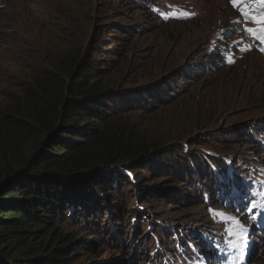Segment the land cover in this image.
I'll list each match as a JSON object with an SVG mask.
<instances>
[{
	"label": "trees",
	"instance_id": "1",
	"mask_svg": "<svg viewBox=\"0 0 264 264\" xmlns=\"http://www.w3.org/2000/svg\"><path fill=\"white\" fill-rule=\"evenodd\" d=\"M149 4L133 8L155 20ZM109 28L114 36L108 37L104 49L84 52L69 46L52 54L48 67H39L5 107L0 118V264H138V238L126 226L134 212L142 219L134 207L144 200L149 205L154 197L169 201L165 183L172 187L169 197L182 213L205 205V196L218 202V194L233 195L232 185L253 175L241 168L226 172L219 158L210 157L208 163L220 173L202 166L196 156L177 159L170 143L191 139L193 145L192 128L165 134L146 126L140 114L151 116L155 104L166 107L173 95L153 88L145 101L137 98L135 104L128 91L116 87L112 79L125 63L129 43L118 40L121 26L113 23ZM95 55L99 60L94 61ZM207 58L194 63L193 72L190 67L174 72L177 80L168 77L180 83L178 94L204 76L196 73L199 70L222 72L213 58ZM243 135L244 142H253L247 131ZM132 196L137 203L126 208ZM196 233L178 237L177 245L185 251L190 243L208 244ZM157 235L166 249L172 235L161 230ZM139 240L147 245L146 237ZM158 253L148 255L150 260L165 259Z\"/></svg>",
	"mask_w": 264,
	"mask_h": 264
},
{
	"label": "rangeland",
	"instance_id": "2",
	"mask_svg": "<svg viewBox=\"0 0 264 264\" xmlns=\"http://www.w3.org/2000/svg\"><path fill=\"white\" fill-rule=\"evenodd\" d=\"M136 1L138 4L130 0H0V118L6 105L38 73L39 67H48L52 54H61L69 46L80 47L84 52L104 49L108 37L114 36L109 26L116 23L123 28L118 40L129 43L125 63L112 79L116 87L128 91L129 100L135 104L137 98L145 101L153 88L173 95L168 106L155 104L156 111L151 116L140 114L146 126L165 134L183 133L185 126L191 127L193 145L189 144L191 139L170 143H174L172 149L178 152L174 155L179 161L196 156L202 166L205 163L220 173L208 163L210 157L219 158L225 163L226 172L241 168L243 173H252L255 181L264 182V55L258 50L259 43L253 44L243 32L246 27L256 26L238 27L236 21L242 17L229 0ZM149 1L155 20L133 8L147 6ZM249 47L251 50H241ZM206 55L222 72L215 70L210 75L199 70L196 73L204 76L191 81L186 87L188 92L178 94L180 83L174 82L178 79L174 72L187 67L193 72L192 65L200 60L206 62ZM93 58L99 60L97 55ZM169 76L176 80L172 82ZM246 131L253 142H244ZM166 185L164 196L168 202L150 198L152 210L144 200L134 207L142 219L137 220L134 212L127 223L126 227L138 238V264H216L212 254L217 255L216 260L225 257L227 263L223 264H264V231H259V224L250 215L226 206L225 201H219L220 194L218 202L205 196V205L179 213L169 197L172 187ZM224 185L222 182L220 187ZM136 193L133 192L135 197ZM134 196L128 199L126 208L137 203ZM209 208L237 216L246 225L247 247L243 254L229 250L226 241L231 238L224 232L225 225L213 218ZM159 230L172 235L169 248L159 244ZM192 230L203 235L208 244L198 247L190 243L185 253L177 239ZM140 236L146 237L147 248ZM149 237L153 240L148 241ZM222 243L229 251L222 249ZM216 245L224 251L219 252ZM157 251L165 259L150 260L148 255ZM144 255L147 258L141 261Z\"/></svg>",
	"mask_w": 264,
	"mask_h": 264
},
{
	"label": "snow or ice",
	"instance_id": "3",
	"mask_svg": "<svg viewBox=\"0 0 264 264\" xmlns=\"http://www.w3.org/2000/svg\"><path fill=\"white\" fill-rule=\"evenodd\" d=\"M229 2L232 8L237 10L242 17L241 20L236 21L238 27L241 24H252L256 26L246 27L243 29V32L247 38L253 41V44L256 42L259 43L260 47L258 50L264 54V0H229ZM241 50H251V47L248 49L241 48ZM228 59L231 63V58L229 57ZM243 195L242 193L239 199L244 204V207L239 210L245 213V215H250L251 219L255 221L257 217L256 215H252V212L258 205L254 201L251 204L245 203ZM208 211L213 218H219V221L224 223V232L231 238L229 241H226L229 250H236L243 254L244 249L247 247L246 225L237 216L228 215L224 211H213L211 208Z\"/></svg>",
	"mask_w": 264,
	"mask_h": 264
},
{
	"label": "clouds",
	"instance_id": "4",
	"mask_svg": "<svg viewBox=\"0 0 264 264\" xmlns=\"http://www.w3.org/2000/svg\"><path fill=\"white\" fill-rule=\"evenodd\" d=\"M262 55H264V54H262ZM249 178L251 180H253L255 183L258 184V189H259V185L261 183L260 182L261 179L259 181H257V180L255 181L253 175H251ZM254 191H256V189L253 190V189H250V187H248V186L243 187V185H240L239 187L237 186V187L234 188V194L233 195L229 194L226 197H224L223 195H220V197H221V200L223 202L225 201L226 206L230 207L233 210L236 209L237 211H239V209L237 207L238 206V202L240 201L239 197L244 192V194H245V203L251 204L254 201L258 205V207L253 209L252 215H256V217H257L255 221L259 224V228H260L259 231H264V206H262V205H264V195H262L264 193L261 192L259 194V198H257V197L253 198L252 197L253 195L251 193H253ZM228 198H229V200H228ZM242 207H244V204H243ZM211 243H213V242H211ZM210 248L211 247H208L207 249H210ZM221 261H224L223 257L221 258ZM215 262H216V264H219L218 260L215 261Z\"/></svg>",
	"mask_w": 264,
	"mask_h": 264
},
{
	"label": "bare ground",
	"instance_id": "5",
	"mask_svg": "<svg viewBox=\"0 0 264 264\" xmlns=\"http://www.w3.org/2000/svg\"><path fill=\"white\" fill-rule=\"evenodd\" d=\"M243 194H244V192H243ZM244 196V195H243ZM240 207H238V209H240L241 208V204H238ZM222 248L225 250V251H229L228 250V248H227V246L225 245V244H223L222 243ZM213 256V255H212ZM214 258V257H213Z\"/></svg>",
	"mask_w": 264,
	"mask_h": 264
}]
</instances>
